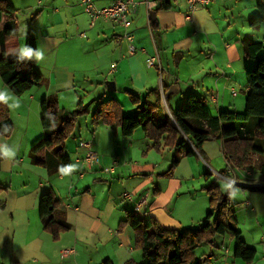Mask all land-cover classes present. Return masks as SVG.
<instances>
[{
  "label": "crops",
  "instance_id": "crops-1",
  "mask_svg": "<svg viewBox=\"0 0 264 264\" xmlns=\"http://www.w3.org/2000/svg\"><path fill=\"white\" fill-rule=\"evenodd\" d=\"M9 1L16 9L19 35L0 50L8 57L18 56L24 48L20 36L33 35L36 53L41 54L40 60L34 55V69L42 76V84L15 95L0 78V93L8 97L4 102L13 121L12 133L0 136V186L5 188L0 191V264H103L106 260L139 264L142 252L135 245V233L120 224L125 212L135 210L146 222L155 219L166 228L197 227L205 221L209 207L201 188L219 185L223 191L220 176L213 174H221L220 170L215 168L237 182L231 185L221 177L228 183L240 236L256 251L249 264H264V190L246 188L264 186L258 172L264 156L252 154L250 165L232 167L222 154L223 139L211 138L193 155L178 150V165L172 175L164 176L160 174L173 156L168 149L173 152L175 147L156 150L140 128L124 136L115 125L91 119L101 100L114 98L122 113L131 114L135 106L126 92L140 99L148 94L147 99L154 102L157 97L152 90L160 93L165 112L176 109L190 93L203 98L213 114L243 111L248 89L245 73L255 66V59L245 57L241 40L251 37L260 42L257 55H264V23L252 27L247 21L257 12V0H211L193 11L186 0H169L171 8L159 10L157 0H149V6L146 0H134L137 8L129 27L136 47L133 54L128 41L114 37L123 32L121 26L103 18L90 25L82 0ZM113 1L93 0L97 7ZM151 11L157 20L154 29L149 23ZM4 19L2 14L0 30ZM155 54L161 75L146 64L147 57ZM160 77L165 92L160 89ZM108 81L114 82L115 90L107 89ZM82 89L86 92L81 95ZM46 96L68 111L76 108L79 99L85 104L83 98H90L88 113L78 118L65 140L70 164L52 174L33 164L28 155L44 136L40 100ZM82 140L98 156L91 167L82 161L87 151L79 144ZM115 159L114 170L104 172L102 168L112 166ZM212 174L214 178L208 177ZM49 188L65 200L61 215L71 225L57 240L44 230L38 213L40 195ZM125 191L132 194L131 200L122 197ZM214 242L215 247L201 246V254H213L207 264H245L233 256L234 241L228 235L217 236ZM65 249L71 251L62 255Z\"/></svg>",
  "mask_w": 264,
  "mask_h": 264
},
{
  "label": "trees",
  "instance_id": "trees-1",
  "mask_svg": "<svg viewBox=\"0 0 264 264\" xmlns=\"http://www.w3.org/2000/svg\"><path fill=\"white\" fill-rule=\"evenodd\" d=\"M256 7L257 12L247 20L252 27L264 23V0H257ZM169 8V0H157V10ZM15 12L9 0H0V16H5L0 30V47L17 40L19 34L14 22ZM149 23L152 29L156 28L157 20L152 11L149 13ZM241 42L245 57L255 59V66L245 73L248 89L243 111L219 110L213 114L203 98L190 93L176 109L165 112L160 104V93L152 90L157 97L154 102L147 99L148 94L140 99L136 94L126 92L129 101L135 106L131 114L122 113L121 105L114 98L97 102L91 113L92 122L115 125L124 136L140 128L156 150L161 146L175 147L176 153L168 169L160 175H172L181 158L179 151L193 155L194 149L200 152L202 144L211 138L223 139L222 154L228 164L232 167L246 166L252 154L264 156V55H257L262 47L260 42H254L251 37H245ZM24 47L33 52L31 58L22 53L8 57L4 49L0 50V78L15 95L42 84V76L34 69L36 41L33 35L26 36ZM161 87L165 92L163 82ZM87 113L88 108L81 99L75 109L68 111L60 107L54 97H43L40 100V124L44 136L30 148L28 155L31 162L44 167L50 174L67 168L70 160L65 154V140L73 132L78 118ZM12 131L13 121L9 108L4 101H0V136H9ZM2 158L0 154V161ZM258 172L264 178V163L258 167ZM220 173L225 174L223 169ZM246 188L252 191L264 190V186ZM3 189L4 186H0V191ZM203 189L208 195L209 207L205 221L197 227L166 228L155 219L146 222L135 210L125 212L120 224L130 226L135 233V245L142 252L139 264H207L213 257L212 252L199 256L195 253L196 248L202 243L215 247V237L225 235L234 241L235 258L245 264L253 261L255 248L248 246L240 236L229 193H224L219 185ZM65 206V200L51 188L40 195L39 217L44 230L54 240L59 238L61 232L71 228L61 215ZM103 264L111 262L106 260Z\"/></svg>",
  "mask_w": 264,
  "mask_h": 264
},
{
  "label": "built area",
  "instance_id": "built-area-1",
  "mask_svg": "<svg viewBox=\"0 0 264 264\" xmlns=\"http://www.w3.org/2000/svg\"><path fill=\"white\" fill-rule=\"evenodd\" d=\"M189 10L193 11L195 9H198L200 7L207 6L211 0H186ZM82 3L84 5V10L89 18L90 25H94L95 22L99 18L108 19L113 21L115 24H118L123 28V32L120 34H116L114 37L116 40H123L129 42V52L133 54L136 50V47L132 44L133 35L129 31V27L131 25V16L135 14L136 8H137V2L134 0H114L111 4L104 6V7H97L93 0H82ZM147 5L149 6V0H146ZM146 64L148 66L156 67L161 75L162 67L159 63V56L158 54L152 55L147 57ZM114 63L112 67H114ZM161 77H160V89L162 91L161 87ZM80 146H84L87 148V151L85 152L82 161L85 163L88 167H91L95 165L98 161L97 154L90 148V144L88 141L82 140L79 142ZM116 159L113 161V165L109 167H104L102 170L104 172L110 173L114 170V165L116 164ZM220 177H223L224 179L228 180L231 185L236 184L237 182L234 179L227 178L225 176H222L221 174L217 173ZM122 197L127 200L132 199V194L128 191H125L122 193ZM143 198L140 199V201L137 204V207L142 204ZM68 251L71 250H62L61 254L65 255ZM7 264H13L7 263Z\"/></svg>",
  "mask_w": 264,
  "mask_h": 264
},
{
  "label": "rangeland",
  "instance_id": "rangeland-1",
  "mask_svg": "<svg viewBox=\"0 0 264 264\" xmlns=\"http://www.w3.org/2000/svg\"><path fill=\"white\" fill-rule=\"evenodd\" d=\"M19 18H21L20 17V15H19ZM24 25V21H23V19H21V26H23ZM25 38H26V34H25V37H24V35H22V36H20V43L24 46L25 45ZM85 92H86V90H84V89H82L81 90V92H80V94L82 95V94H85ZM84 99V101H85V105L88 107L89 106V100H90V98H87V97H84L83 98ZM9 113H10V109H9ZM11 114V113H10ZM85 115V114H84ZM84 115H82V116H84ZM82 116H80V117H82ZM10 117H11V115H10ZM78 121V120H77ZM168 152H170V154H172V155H174L176 152L175 151H173V152H171V149H168ZM173 157V156H172ZM171 160H172V158H171ZM223 161V159H221V155H220V161ZM252 160V159H251ZM251 160H250V163L249 164H247V165H250L251 164ZM202 161V160H201ZM112 162H113V160H112ZM112 165V164H111ZM205 165V168H207L208 169V167H207V165L206 164H204ZM217 171H219V170H222V169H220V168H215ZM166 171V170H165ZM213 174H216L217 175V173H215L214 171H213ZM213 174L212 175H210V176H208V177H211V178H214V176H213ZM156 176H158V174H156ZM204 177H205V175H203ZM207 177V176H206ZM220 178V180H219V183H220V185L222 186V188H223V192L224 193H227V190H228V183L226 182V181H224V179L223 178H221V177H219ZM203 191H205L203 188H201ZM231 194V193H230ZM232 206H234L233 204H232ZM255 231V230H254ZM255 237H257V234H255ZM227 241H228V239H227ZM227 243V242H226ZM204 244H207V243H202L201 245H199V247H197L196 248V250H195V253L197 254V255H201V246L202 245H204Z\"/></svg>",
  "mask_w": 264,
  "mask_h": 264
},
{
  "label": "clouds",
  "instance_id": "clouds-1",
  "mask_svg": "<svg viewBox=\"0 0 264 264\" xmlns=\"http://www.w3.org/2000/svg\"><path fill=\"white\" fill-rule=\"evenodd\" d=\"M21 52H22L23 56H26L28 58H31L33 56V52L30 49H27L26 47L22 48ZM35 55L37 57V60L41 59V54L39 52L35 53ZM7 99H8L7 96H5L4 94L0 93V101H5L6 102Z\"/></svg>",
  "mask_w": 264,
  "mask_h": 264
},
{
  "label": "water",
  "instance_id": "water-1",
  "mask_svg": "<svg viewBox=\"0 0 264 264\" xmlns=\"http://www.w3.org/2000/svg\"><path fill=\"white\" fill-rule=\"evenodd\" d=\"M106 87H107L108 90H111V91L115 90V85H114V82L113 81H108L106 83Z\"/></svg>",
  "mask_w": 264,
  "mask_h": 264
}]
</instances>
